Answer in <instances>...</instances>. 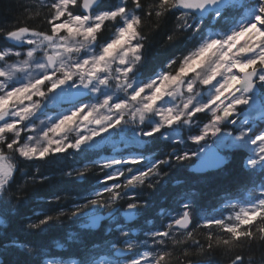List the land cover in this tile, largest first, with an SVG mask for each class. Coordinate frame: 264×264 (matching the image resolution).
I'll return each mask as SVG.
<instances>
[{"label": "snow or ice", "instance_id": "snow-or-ice-1", "mask_svg": "<svg viewBox=\"0 0 264 264\" xmlns=\"http://www.w3.org/2000/svg\"><path fill=\"white\" fill-rule=\"evenodd\" d=\"M21 7L15 24L0 26V225L36 196L47 208L23 216V228L39 235L70 221L76 230L53 243L82 249L72 264H211L217 250L226 264H255L250 250L264 249V0ZM169 18L164 46L183 37L184 48L141 79L150 34ZM229 152L241 157L242 192L203 209L185 189ZM76 157L81 167L67 163ZM48 166L73 187L54 184ZM89 174L95 183L82 187ZM102 224L99 242L86 239ZM10 244L0 256L20 249L22 264H54L42 247Z\"/></svg>", "mask_w": 264, "mask_h": 264}, {"label": "trees", "instance_id": "trees-1", "mask_svg": "<svg viewBox=\"0 0 264 264\" xmlns=\"http://www.w3.org/2000/svg\"><path fill=\"white\" fill-rule=\"evenodd\" d=\"M29 3H31V0H0V26H10L15 24L17 22V18L20 17L24 11L21 5H28ZM30 23L40 25L42 20H32ZM172 23L173 19L169 18L167 24L162 26L159 31L150 34L149 40L147 41L144 66L140 73L142 77H148L153 72L159 71L163 64L166 63L171 56L178 55L180 51L183 50V37H181V39L174 44L164 46L165 33L171 28ZM152 150L163 152L167 150V148L164 144L156 143L152 145ZM240 161L241 157L238 153L229 152L228 162L222 170L210 171L204 175L196 177L190 181L185 190L191 191L195 194V199L201 208L211 211L216 207V205H218L226 192L234 194L242 192V185L239 179L241 171ZM84 162L83 157H76L75 159H69L67 161L69 165L77 168L81 167ZM191 163L192 161H189L185 164V168L183 170L185 176L192 175V173L188 171ZM44 171L46 175L52 177L54 184L62 187H73L69 184L68 178H63L58 175L57 168L48 166L45 167ZM94 183V176L89 174L87 183H85L82 187H88ZM47 190V186H44L37 187L31 191L43 193ZM75 190L80 191L82 189L76 188ZM173 191H175L173 181L170 180L167 190L162 192L158 197V202L164 205L171 204L172 197L169 196V193ZM68 203L70 202H67L65 207L68 206ZM46 208L47 206L41 200H39L36 196H31L25 209L23 210V215L12 214L9 217H6L5 224L0 225V251L3 250L4 245H9V247H11L10 241L12 239H16L20 243L25 244L27 247H42L46 253L42 259L50 258L60 261L62 260L65 261L66 264L79 260L80 256L77 253L82 251L81 248L76 246L70 247L68 244H65L64 247H57L53 243V241L59 239L68 230H76L75 226L72 225L70 221L64 220L62 223L56 225L55 230L41 233L39 235H33L27 229L23 228V224L27 223V221L23 220V216H32L34 211L39 212L46 210ZM155 211H158V209H155ZM105 225L106 224L95 230V236L86 237V239L99 242L96 237L105 234ZM61 243H63V241H61ZM24 255H26L25 252H21L20 249H16L15 251H9L0 256V260H4L5 264H22ZM250 255L255 261V264H264V249L254 246L250 250ZM206 259H208L211 264H226L223 250L215 251ZM245 259L247 260V256Z\"/></svg>", "mask_w": 264, "mask_h": 264}, {"label": "rangeland", "instance_id": "rangeland-1", "mask_svg": "<svg viewBox=\"0 0 264 264\" xmlns=\"http://www.w3.org/2000/svg\"><path fill=\"white\" fill-rule=\"evenodd\" d=\"M141 78V77H140ZM145 78H147V77H143V78H141V79H145ZM90 95V94H89ZM87 102H89V103H94V102H96L95 101V98L94 97H92L91 99H89ZM48 114L49 115H53L54 114V110L52 109V106L51 105H49V111H48ZM185 135H187V133H185ZM117 139H118V137H117ZM210 142V141H209ZM189 146H191V145H189ZM108 147H109V149L111 148V145H108ZM54 264H59V263H54ZM63 264V263H62Z\"/></svg>", "mask_w": 264, "mask_h": 264}, {"label": "water", "instance_id": "water-1", "mask_svg": "<svg viewBox=\"0 0 264 264\" xmlns=\"http://www.w3.org/2000/svg\"><path fill=\"white\" fill-rule=\"evenodd\" d=\"M75 91V90H74Z\"/></svg>", "mask_w": 264, "mask_h": 264}]
</instances>
